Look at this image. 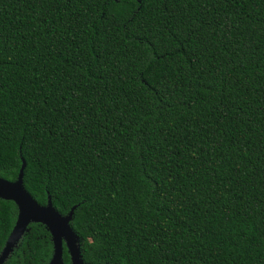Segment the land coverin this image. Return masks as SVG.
<instances>
[{
	"label": "trees",
	"instance_id": "trees-1",
	"mask_svg": "<svg viewBox=\"0 0 264 264\" xmlns=\"http://www.w3.org/2000/svg\"><path fill=\"white\" fill-rule=\"evenodd\" d=\"M21 160L84 264H264V0H0V177ZM51 253L30 222L2 264Z\"/></svg>",
	"mask_w": 264,
	"mask_h": 264
},
{
	"label": "water",
	"instance_id": "water-1",
	"mask_svg": "<svg viewBox=\"0 0 264 264\" xmlns=\"http://www.w3.org/2000/svg\"><path fill=\"white\" fill-rule=\"evenodd\" d=\"M23 167L24 161L21 160L18 173L13 181L0 177V199L11 200L16 207L14 224L0 250V264L7 258L30 222L43 224L50 235L52 253L47 264H62V243L68 253L69 264H84L79 253V238L69 226L72 208L67 214L60 215L52 207L48 197L44 204L36 203L22 185Z\"/></svg>",
	"mask_w": 264,
	"mask_h": 264
},
{
	"label": "rangeland",
	"instance_id": "rangeland-1",
	"mask_svg": "<svg viewBox=\"0 0 264 264\" xmlns=\"http://www.w3.org/2000/svg\"><path fill=\"white\" fill-rule=\"evenodd\" d=\"M17 243V242H16Z\"/></svg>",
	"mask_w": 264,
	"mask_h": 264
}]
</instances>
